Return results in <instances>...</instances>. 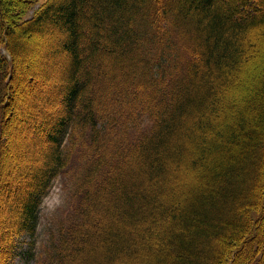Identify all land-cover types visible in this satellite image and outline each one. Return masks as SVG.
Wrapping results in <instances>:
<instances>
[{
	"label": "trees",
	"instance_id": "1",
	"mask_svg": "<svg viewBox=\"0 0 264 264\" xmlns=\"http://www.w3.org/2000/svg\"><path fill=\"white\" fill-rule=\"evenodd\" d=\"M11 7L0 0L9 194L16 79L28 75L47 108L28 126L42 166L12 182L22 212L13 230L0 225V264L37 261L41 206L58 179L71 209L43 264H264V55L246 67L264 0H46L21 21ZM31 50L41 78L19 58Z\"/></svg>",
	"mask_w": 264,
	"mask_h": 264
},
{
	"label": "rangeland",
	"instance_id": "2",
	"mask_svg": "<svg viewBox=\"0 0 264 264\" xmlns=\"http://www.w3.org/2000/svg\"><path fill=\"white\" fill-rule=\"evenodd\" d=\"M45 1L46 0H9L12 5L11 10L15 13L9 16H12L13 18L15 17L16 20L18 19L17 21L25 20L34 15ZM12 22L16 23L14 19H12ZM253 41L257 46L256 49L251 51V53H253V56L249 59L251 61V65L253 66H249V63H247L246 67L248 68H255L257 64H261L263 62L262 55H264V37L260 41L257 40L256 37H254ZM19 58L21 61L23 60V67L26 65H30L31 70L34 71V69H36V74L38 75V77H42V70L38 65V62L40 61L38 52L36 53V51L31 50L24 58L22 55H19ZM58 74L59 71L56 75H52V77L48 78V82H50L51 85H54ZM27 77L29 78V76L27 75L25 79H23V81L20 78L16 79L17 87L15 88V93L13 95L14 100H12V109L9 116L13 118H11L9 127L6 131L7 136L11 142V146L8 144V153L6 158L10 161L13 167L6 170L7 176H5V183L6 185H11L12 192L9 194L6 188L0 189V211L2 210L0 216V225L3 228L8 227V229L10 230H13L14 222L21 217L20 213L22 212V207L14 202L15 198L20 194V192L13 184L18 180L16 178V175L22 177L23 179H27V176H25L24 173L30 171V166L34 168L42 166L39 156L40 154L38 152L41 145H32L31 143H29V131L31 129L29 130L30 127L28 126L30 124L33 125L32 122L36 123L38 121V119L36 118L37 116H39L38 108L40 106H45V108H47V106L37 97L43 96L42 91H39L38 88L34 90H28V87L26 88L28 81ZM234 88L235 89L232 90V93H230V95L233 97V100H236V96L240 95L241 92H243L242 89L245 90V87L243 88V86H238ZM234 90L236 92H234ZM52 95L53 94L50 92L49 99H52L53 102L50 101L48 104L51 105L55 102L56 99L55 94L53 96ZM233 100H229L228 104H232V107L236 109L235 105L237 106V101ZM33 117H35V120L32 119ZM218 121H222V119H218ZM21 125H23L24 131L20 130ZM35 126L36 125H34L33 128H35ZM12 177H15V180H13ZM9 182L13 183L11 184ZM69 194V189L67 188V191L64 190V187L62 186L60 180H56L50 193L44 199L40 210L39 232L35 237L34 243L36 248L38 249L37 261L35 262V259H32L31 257L27 258V256H23L22 258L17 259L18 261L16 262V264H43V259L45 258L42 255V246L45 245L46 239L52 234V232H56L58 224L61 222L63 217H66V215L70 211L71 205L66 204V201L69 200ZM22 238H24V242L28 243L29 236H24ZM19 240H21V238Z\"/></svg>",
	"mask_w": 264,
	"mask_h": 264
}]
</instances>
